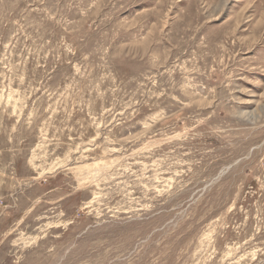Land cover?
Returning a JSON list of instances; mask_svg holds the SVG:
<instances>
[{
	"label": "rangeland",
	"instance_id": "1",
	"mask_svg": "<svg viewBox=\"0 0 264 264\" xmlns=\"http://www.w3.org/2000/svg\"><path fill=\"white\" fill-rule=\"evenodd\" d=\"M0 264H264V0H0Z\"/></svg>",
	"mask_w": 264,
	"mask_h": 264
}]
</instances>
